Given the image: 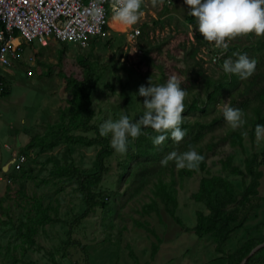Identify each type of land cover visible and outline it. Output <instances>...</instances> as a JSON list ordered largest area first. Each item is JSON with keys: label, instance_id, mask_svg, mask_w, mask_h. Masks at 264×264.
<instances>
[{"label": "rangeland", "instance_id": "374dc122", "mask_svg": "<svg viewBox=\"0 0 264 264\" xmlns=\"http://www.w3.org/2000/svg\"><path fill=\"white\" fill-rule=\"evenodd\" d=\"M147 6L142 9L143 16L135 24L140 26V30H145L141 42L147 46V41H151L155 51V43L163 42L162 50L155 55L156 59L164 65L174 63L170 67L171 76H176L181 83L192 85L197 68L194 66L195 59L183 53V50H173V53L176 52L173 57L165 53V48L173 49L180 38H186L188 47L195 40L198 30L187 17L189 6L185 0H157L155 6L152 0H147ZM111 26L108 36L93 37L86 47L55 38L48 40L44 47L37 40H33V44L23 42L25 48L23 46V51L13 63L0 66V73L6 77L10 88L7 95L0 96V198H5L0 206V264H226L223 255L234 250L245 239L264 236V140L257 143L256 136H249V122L254 117L251 106L257 104L255 99H251L250 107L243 111L246 123L238 129L244 134L242 147H234L228 140L222 139L231 129L221 111L225 103L229 104L230 96L222 97L204 117L198 110L186 112L188 103L194 97H198L201 105L204 104L202 102L214 81L224 73L216 61L204 58L205 74L198 76L192 85V93H187L183 117L193 122L217 119L213 129L206 132L199 144L207 155L210 172L222 174L242 188L244 183L249 182L250 175L246 172L243 175L231 174L222 169L220 160L233 154L234 163L244 169L245 157L254 152L257 160H261L259 167L263 172L258 196L252 198L243 210V226L225 242L222 251L216 249L212 236L199 237L193 229L197 223V212H208L204 203L193 198L205 174L201 169L181 175L175 162L170 161L172 171L169 173L167 170L164 174L165 180L174 175L176 215L182 223L171 218L161 203H158V211H145L144 205L152 201V182L157 181L156 177L143 191L135 194L131 183H118L120 163L127 158V151L124 154L113 151L106 159L108 172L100 187L110 193V199L104 207L97 205L85 211L77 184L54 173L57 166L66 163L89 168L99 148L97 144L70 147L59 144L52 148L41 146L42 142L51 139V126L58 121L60 109L67 104L66 100L71 95V89L61 72L75 77H80L82 71L93 72V75L99 73L91 100L95 113L91 122L97 126L109 119L115 121L121 114L136 122L145 111L144 98L138 95L140 79L136 74L129 73L122 62L143 71L150 66L157 73L158 68L143 60V50H136L141 48L140 35L127 50L126 30L130 27L112 18ZM186 33L189 34L188 39ZM259 39L263 40L264 36L251 33L226 42L239 46L251 59L255 55L253 46ZM35 49L41 51L39 57L34 53ZM204 49L198 55L208 58ZM255 52L261 61L247 79L261 69V85L264 81V54L262 50ZM150 80L153 85L161 84L157 75H151ZM246 82L241 81L239 90L234 93L236 103L253 96V90L247 91ZM123 90L126 91L125 95L122 94ZM261 110L264 112V103ZM148 129L145 130L148 136L158 135L150 127ZM74 133L90 138L97 135L94 130H76ZM34 136L40 143L28 148ZM108 137L111 140V134ZM148 140L143 141V148L149 144ZM194 150L199 154L198 148ZM23 151L26 152V160L22 163V170H16V161ZM136 161L135 158L132 164ZM17 175L20 177L17 178ZM116 190L119 192L116 193ZM37 201L47 209L50 220H36L32 225L29 216L37 218L39 207H34ZM27 224L35 228L31 238L26 235ZM154 244L157 246L155 252ZM256 251L252 264H264V246Z\"/></svg>", "mask_w": 264, "mask_h": 264}, {"label": "trees", "instance_id": "16d2710c", "mask_svg": "<svg viewBox=\"0 0 264 264\" xmlns=\"http://www.w3.org/2000/svg\"><path fill=\"white\" fill-rule=\"evenodd\" d=\"M187 17L194 26H197L195 17L190 14H188ZM144 31L145 30H143V28L140 31L139 42V45L143 50V60L156 66L158 68V72H154L150 66L146 71L141 69L138 70V68L134 65H128L126 62H122L123 67L129 70V73L136 74L140 79L141 85L147 87L151 75H157L159 82L164 84L171 76L170 67L174 65V63H172V65L171 63H169V65H164V63H161L156 59L155 55L160 52L163 42L155 43L156 51L153 49L154 45L151 44V41L150 43L147 41L146 46V44L141 42L143 40ZM186 37L187 39L189 38L188 33H186ZM206 42L207 41L203 39L201 34L197 32L195 40L191 41V45L189 47L187 46L186 38H180L175 42L173 49L165 48V53H169L172 57L175 56L177 51L183 50L185 51L183 53L190 55L195 59L194 66L196 65L197 68H195V75L193 76L194 82L192 81V85L193 83H196L195 80L199 75L205 74V59L202 56H199L198 53L202 50V47L206 44ZM30 44H33V42H30ZM23 46L24 45L22 44V50ZM41 46L44 47V45ZM253 49L255 55L251 59H255L257 62L256 66H258L261 58L258 54H256L255 50H262V54H264V39H259L257 44L253 46ZM173 50L176 52L173 53ZM246 50H248V47ZM62 51H64V49H62ZM39 52L41 51H34L38 57L41 54ZM233 52L244 54V50L239 49V46L229 44L228 50L224 52L219 59H217V64L222 67L223 61L227 59L228 55L233 60L237 59V57L232 55ZM165 66L169 67H167L168 70H166L167 68L165 69ZM61 75L65 78L67 85L70 87L71 95L66 100L67 104L60 109L58 121L54 122L51 126V139L45 143L42 142L41 146L52 148L59 144H65L68 147L73 145L89 146L97 144L99 148L96 152L93 165L89 168H82L74 164L66 163L57 166L54 173L56 175H61V177L66 178L67 180L74 181L77 184L76 188L82 195L86 208L85 211L94 209L97 205L102 207L107 206L110 199V193L105 192V190L100 187V183L103 180L104 175L108 172L106 159L115 150L110 145V138L108 136H101L99 126L91 122L95 115L93 106H91V100H93V90L96 88V83L100 75L99 73L93 75V72L90 71H82V75L80 77L65 74L64 72H61ZM260 75L261 69H259V71H257L250 79H241L235 74L224 72L214 81L212 88L207 92L206 99L202 102L204 104L201 105L197 99L198 97H194L193 101L188 103L186 112L198 110L204 117L207 115L208 110H210V108H214L217 102L221 101L224 96H230L229 105L231 107L240 109L243 112L250 107L251 99H255L257 104L251 106L254 112V117L249 122L251 127L249 130V136L250 138H254L256 125H264V112L261 110V105L264 103V81L261 85H259ZM2 79L4 81V89L0 91V96L7 95L10 91L6 77L3 74ZM245 80L247 81V91L253 90V96L250 99L243 98L241 102L236 103L234 93L239 90V83ZM192 85L191 83H181L180 87L187 93H192ZM125 93L126 91L123 90L122 94L125 95ZM216 120L217 119H213L211 122L195 120L193 122L187 117H183L182 113L181 128L186 133L183 139L177 143L169 137L158 147L153 145L152 139L145 132V130L149 129L142 127V134L138 138L133 139L129 137L128 139L127 158L120 163V174L118 175L117 180L118 183H122L123 181H126L129 184L131 183L133 193L135 194L143 191L152 179L156 177L157 181L152 182V201L144 205L145 211H158V203H161L171 218L175 219L179 223H182L180 218L176 215L177 189L175 187L174 175L171 174L168 180L164 179V174H166L167 170L171 173L173 167L170 163H168L167 166H162L160 162L172 151L182 153L189 150V147L192 149L198 148L199 154L204 157V160L200 162L198 168L194 170H188L187 168L179 169V172L181 175H185L191 174L198 169L205 171V174L200 181V188L196 193H194L193 198L198 202L204 203L208 212H197V223L194 225L193 229L199 237L204 235L212 236L216 241V249L222 251L225 242L236 230L243 226L245 220L243 210L251 202L252 198L258 196L263 172L259 167L261 160H257L255 152L245 157L244 169L234 163L233 154H228L220 160L223 170H226L231 174L243 175L244 172H246L250 175L249 182L246 184L244 183L242 188L237 187L231 180L225 178L224 175L210 172L207 164V155L205 154L204 149H202V147L200 148L199 144L206 132L213 129L212 126ZM76 130H94L97 135L96 137L90 138L80 134H75L74 131ZM147 138H149V144L143 148V141H146ZM222 139L228 140L234 147H242L244 134L238 129H230L227 131L226 135L222 137ZM38 143H40V140L37 141V137L34 136L31 142L28 143L27 147H35ZM25 153L26 152L23 151L21 154L26 157ZM138 156L143 158H139ZM135 158L137 161L133 165L132 162ZM22 173L24 174V171ZM19 177L20 175H17V178ZM115 192L118 193L119 191L116 190ZM4 200L5 198H0V206L3 205ZM34 207H39L38 213H36L37 218L33 219L29 216L30 224L33 225L36 220H50L47 209L41 206L39 201L34 204ZM30 224H27L29 225V227H27L28 231L26 234L28 238H31V235L35 230L34 226ZM139 224L150 229L146 224ZM150 230L153 232L155 231L154 228H151ZM68 240H70V236H68ZM263 241L264 236L258 239H245L234 250L228 252L226 255H223V258L226 259V264H239L241 259L254 245ZM156 249L157 246L154 244V252ZM255 253H257V251L250 255L244 264H252L255 260ZM133 257L137 260L135 255H133ZM84 264L86 263L84 262Z\"/></svg>", "mask_w": 264, "mask_h": 264}, {"label": "clouds", "instance_id": "9594fccd", "mask_svg": "<svg viewBox=\"0 0 264 264\" xmlns=\"http://www.w3.org/2000/svg\"><path fill=\"white\" fill-rule=\"evenodd\" d=\"M105 0H91L89 15L92 20L99 23L103 17L102 5ZM143 0H110L109 6L112 20L125 26L135 25L143 16L141 10ZM157 0H152L155 6ZM189 6V14L196 18V30L204 40L214 43L216 49L226 52L229 43L238 36L254 33L264 36V0H185ZM231 58L223 61L225 73L235 74L241 79L249 78L255 71L256 60L250 59L247 54L233 52ZM181 81L176 76H170L166 83L153 85L149 78L148 86L141 85L138 95L143 97L145 111L136 122H131L129 117L121 114L119 119L105 121L99 126L101 136L111 134L110 145L120 154L127 151L129 137L138 138L141 129L150 127L158 135L150 137L154 146H160L167 138L179 143L185 136L182 130V113L187 92L180 87ZM224 119L232 130L241 128L246 120L240 109L225 103L221 108ZM257 143L264 140V125L255 127ZM204 157L189 147L182 153L172 151L162 160L161 165L167 166L169 161H174L178 169H197Z\"/></svg>", "mask_w": 264, "mask_h": 264}, {"label": "built area", "instance_id": "2783aa9c", "mask_svg": "<svg viewBox=\"0 0 264 264\" xmlns=\"http://www.w3.org/2000/svg\"><path fill=\"white\" fill-rule=\"evenodd\" d=\"M90 3L91 0H0V66L13 63L22 50L23 42L37 40L45 45L48 40L55 38L86 47L91 38L108 36L112 28L110 0H105L102 5L104 13L99 23L94 22L89 15ZM147 7V0H143L141 10ZM140 31V26L136 25L126 30L127 50L130 45L133 46ZM202 49L208 57L202 55L203 58L212 61H217L224 53L208 41ZM136 50L142 51L141 48ZM3 89L4 81L0 73V91ZM25 160V155L21 154L16 161V169H21Z\"/></svg>", "mask_w": 264, "mask_h": 264}, {"label": "water", "instance_id": "95a60500", "mask_svg": "<svg viewBox=\"0 0 264 264\" xmlns=\"http://www.w3.org/2000/svg\"><path fill=\"white\" fill-rule=\"evenodd\" d=\"M18 144H20V141L18 142ZM264 246V241L263 242H259L256 245H254L247 253L246 255L241 259L239 264H244L245 261L247 260V258L252 255L257 249H259L260 247Z\"/></svg>", "mask_w": 264, "mask_h": 264}, {"label": "crops", "instance_id": "0c3cea01", "mask_svg": "<svg viewBox=\"0 0 264 264\" xmlns=\"http://www.w3.org/2000/svg\"><path fill=\"white\" fill-rule=\"evenodd\" d=\"M111 16H112V15H111ZM111 16H110V18H111ZM113 29H114V28H113ZM17 39L21 40L20 38H17ZM24 48H25V46H24ZM24 48H23V49H24ZM22 51H23V50H22ZM34 51H36V49H35Z\"/></svg>", "mask_w": 264, "mask_h": 264}, {"label": "bare ground", "instance_id": "6f19581e", "mask_svg": "<svg viewBox=\"0 0 264 264\" xmlns=\"http://www.w3.org/2000/svg\"><path fill=\"white\" fill-rule=\"evenodd\" d=\"M110 25H111V18H110ZM17 39H15V41H16Z\"/></svg>", "mask_w": 264, "mask_h": 264}]
</instances>
